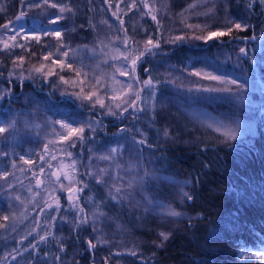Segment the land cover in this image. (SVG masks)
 Wrapping results in <instances>:
<instances>
[{"label":"rangeland","instance_id":"374dc122","mask_svg":"<svg viewBox=\"0 0 264 264\" xmlns=\"http://www.w3.org/2000/svg\"><path fill=\"white\" fill-rule=\"evenodd\" d=\"M175 1L177 3L173 5L170 0H147L152 9L151 14L157 17V20L154 21L151 19V15L147 14L149 9L143 7L142 0H135L137 8L128 7L133 0H54V2L71 6L73 13H64L63 15L67 19L62 20L59 25H51L47 21L52 16L60 15L57 9H52L47 5L40 9L24 7L25 4L35 3L37 0H0V41H7L9 45L13 46L5 50L3 43L0 42V95L8 93L10 85L15 86L24 77L32 76L34 82L47 81L55 95H65L62 94V91L80 93L81 89H83L81 95H87L95 90L98 96L104 99L106 107L123 104L131 95L126 85L132 84V92H135L144 84L142 81L139 84L132 79L134 73L131 68H129L128 76H121L115 72V67L123 64L124 61L111 59L113 48H120L124 52L128 51L115 37L119 36L121 40L125 38V35L132 37L129 44L133 47H143V43L137 45L135 42H145L149 38L154 42L158 41L161 45L183 42L204 43L205 40L194 37L206 35L209 30H215L217 27L223 28L228 20L251 27L249 17L244 13L233 14L229 11L220 13L217 10L218 4H224L225 0ZM230 2L234 3V1ZM209 8L212 9L210 13H208ZM22 11L27 14L22 20L17 21L16 17ZM121 20L124 22L123 25L120 24ZM104 21H107V24ZM13 24L18 29L23 25L22 32L26 34L33 32L40 34L53 28L62 29L64 42L72 49L69 52V59L71 60L73 52L77 53L73 65L74 69L80 70L81 75L77 76L75 71L66 67L61 70L58 65L52 64L51 60L42 59L43 55L49 51L53 52L52 59L56 58V48L59 44L54 37L45 36L37 42L32 40L31 36L25 41L22 36L17 35L16 41L10 40L9 37L15 35L10 30ZM189 24L201 27L188 28ZM5 25L10 27L5 28ZM125 28L127 29L126 34L122 30ZM118 29L121 30L117 31ZM235 31L239 30L233 32ZM176 36H184L185 39L171 42ZM101 41L109 46L104 47L100 43ZM16 44H23L25 47H15ZM94 48L95 51H93ZM101 48H103V52L100 51ZM64 50L66 49H61V51ZM159 50L162 52L161 48ZM106 53L107 55H105ZM213 53V58L190 60L185 62L186 64L176 63L164 55L156 59L154 67L146 74L145 79L153 80L155 95L150 96L149 89L143 88L142 100L137 104L144 111L132 113V110L129 109L131 115L124 113L121 117H137L136 121L138 120L140 124L135 130V134L139 138L145 140L144 134L139 131L150 130L148 128L150 120H156V124H160L158 139L163 144L174 147H189L203 142L211 144L249 143L253 140L257 132V121L262 113L264 114V107L261 104L263 93L260 90L264 85V72L261 73L262 80L258 81L256 77L241 67V62L236 58H233V61L237 67H226L225 64L229 62V58L225 57L227 53L224 50L217 49ZM262 56L259 62L264 69V54ZM19 57H23V61ZM60 58L63 59V57ZM40 65L45 66V73L51 71L57 75L48 77L35 73L33 68ZM195 72H201L202 75L191 74ZM208 73L226 80L234 79L238 84H242L243 88L238 89L232 84H222L203 78V75ZM59 75L64 76L69 84L61 83L57 79ZM112 75H115L116 80L123 84H116L111 79ZM7 80H9V86L5 83ZM53 80L56 81V84H51ZM97 80H99L98 84ZM222 87H230L235 95L196 90L197 88ZM112 88H115L117 92L112 93ZM66 95L72 100V104L59 110L52 108L47 100L31 94V92L21 93V96L13 98L14 104L10 103L6 109L0 108V126L8 125L13 120L16 121L15 132L0 135V225H6V227H0V257L6 262L13 260L9 253L16 254L12 238L6 232L7 223L21 210V203L15 197L20 196L23 201L30 200L31 203H37L40 196L46 198L49 193L52 196V192L55 194L60 189L59 183H64L66 187L69 186V180L65 179L66 173L72 177V184L76 187L79 186L78 181H83L84 177L94 181L100 179L101 182L97 184H101L108 197H110V190L116 194L114 184L121 187L122 191L119 196L122 199L114 201L125 203L128 208L137 209L141 213L140 222L142 225L139 224L142 228L149 227L152 231V241L156 244L165 240V235H169L168 223L179 224V222L190 218L189 214L177 207L186 199L184 193H187L191 184L190 180L159 167L153 154L149 150H140L137 147V142L133 140V142L127 139L92 141L87 144L85 155L73 153V156L69 158L63 150L72 152L68 148L70 141L61 140V136L67 135V130L62 129L59 124L54 122L62 121L76 127L83 121L97 119L89 112L92 108L88 101L82 102L76 96ZM111 95H116L118 98L110 99ZM239 95L243 96L242 100L236 98ZM61 103H65L63 99ZM96 109L104 113L98 104ZM101 127L102 125L97 130ZM217 127L221 128V132L215 130ZM225 128L237 129L236 140L225 142L227 138L222 135ZM105 141H108L109 144ZM113 147L120 149L115 154V159L110 161L98 159L100 155L109 154V150ZM45 148L49 150L46 153L44 152ZM45 154L49 155L45 156ZM21 156L34 160L35 163L23 164L20 160ZM41 156H43V160L40 159ZM71 160H77L75 172L70 167ZM14 161L15 166H13ZM62 162L69 167H62ZM27 166H31L36 173L41 172L42 168L41 178L45 183L36 187L35 182L31 179L25 183L20 180L21 178L15 177L18 175L20 167ZM89 169L93 172V176L83 174ZM99 169H106L107 172L100 173ZM5 173H11L7 181L2 178ZM57 176L60 177V181H57ZM147 181L166 185L167 197L162 198L151 192L147 187ZM46 184L53 187L52 192H48L49 186L47 188ZM169 210L179 212L180 215L171 216L168 214ZM5 215L10 216L8 221L3 220ZM89 221L91 230L93 226L95 230L87 232L86 242L91 239L93 242L97 241L102 247L111 246L121 251H132L135 249L134 246H137V243L131 244L132 240L136 239H132L130 233L122 234L123 230L120 231L122 224L117 219L109 216L90 215ZM73 224L72 217H68L62 224V226L67 225V230L63 231V233L66 231L67 235L62 233L61 236L64 244H71L70 236ZM71 252L69 249L66 253ZM66 257L64 263L67 260ZM101 262L123 264L108 251H101L100 255L93 260V264H101Z\"/></svg>","mask_w":264,"mask_h":264},{"label":"trees","instance_id":"16d2710c","mask_svg":"<svg viewBox=\"0 0 264 264\" xmlns=\"http://www.w3.org/2000/svg\"><path fill=\"white\" fill-rule=\"evenodd\" d=\"M170 2L173 5L177 3L175 0ZM248 4L249 0H225L224 4L219 3L217 7L220 13L229 11L233 14L247 15L251 25L248 32L235 31L231 35L213 38L204 43L183 42L163 45L159 43L160 47L154 49L155 55H148L138 61L134 75L138 77L139 84L146 79L148 73L144 68L151 70L160 56H168L176 63L186 64L185 62L190 60L213 58V52L217 49L227 53L225 57L229 58V62L225 64L226 67H237L233 61V58H236L241 62V67L261 81L264 69L259 59L261 61L264 54V4H260L259 0L251 8ZM249 36H255L256 39H249ZM218 46L220 48H217ZM241 48L248 51L247 56L241 53ZM5 83L8 85L9 80ZM142 88L146 87L143 85ZM8 89L5 99L0 100V108L6 109L10 103L14 104V97L27 92L47 100L50 106L57 110L72 104V100L66 94L55 95L49 83L44 80L34 82L24 77L17 85H10ZM260 90L263 93L261 104L264 107V85ZM140 95L142 97V93ZM62 99L65 103H61ZM89 112L94 118L102 121V127L94 133L86 131L85 140L70 149L72 153L85 155L86 146L92 141L127 139L137 142L140 150H149L153 154L159 167L190 180L187 193L192 199L186 198L177 205L179 209L189 214L190 218L179 224L168 223L167 239L156 244L152 241V231L149 227L143 229L140 226L141 213L137 209L128 208L125 203L110 199L101 184L98 185L96 181L84 177L86 186L83 191L74 193V196H79L74 203L83 207L84 213H80L67 201L65 191L59 189L54 194L53 187L46 184L52 196L50 193L46 198L40 196L37 203L24 201L21 210L7 223L6 232L12 238L16 258L6 262L0 257V264H93V260L101 251H108L123 264H264V261L251 256V253L259 254L264 251L263 113L257 121V132L249 143L203 142L189 147H174L165 145L158 139L160 124H156V120H150L148 127L150 130L139 131L144 134L143 140L135 134L140 124L136 118H116L105 115L99 109H90ZM121 128L126 131L121 132ZM89 135L95 139H88ZM141 140L144 143H139ZM108 141L105 143L109 144ZM47 151L49 150L44 149L45 153ZM15 177L21 178L20 180L25 183L31 179L36 187L45 183L41 178V172L36 173L31 166L20 167ZM12 180L14 181V178ZM37 180L40 181L39 186ZM79 187L80 184L77 188ZM147 187L156 195L167 197L166 185L147 181ZM57 200L59 208L56 206ZM49 203L53 205L52 209H48ZM41 209L44 210L43 214ZM100 211L104 213L103 216L117 219L122 224L120 228V231L123 230L122 234L128 232L132 239H136L131 243L132 245L137 243L134 250L121 251L111 246L102 247L97 241L93 242L88 238L96 244L95 248L89 247L88 241L85 240L87 232L93 231L89 217L94 213L95 217H103L99 215ZM53 215L56 217L55 223L50 226L49 218ZM85 215L87 223L77 226L76 218L78 216L83 218ZM68 217L73 218L74 224L70 236L71 244L67 245L62 242L61 236L67 235L66 231L63 233L64 229L67 230V225L62 224ZM29 232H32V235H28ZM46 233L51 235L46 241L38 243L40 236ZM25 236L27 239H24ZM31 244H36L38 250L26 251L25 247L30 249ZM69 249L72 252L66 253ZM64 256H67L65 263Z\"/></svg>","mask_w":264,"mask_h":264},{"label":"snow or ice","instance_id":"6c2138e0","mask_svg":"<svg viewBox=\"0 0 264 264\" xmlns=\"http://www.w3.org/2000/svg\"><path fill=\"white\" fill-rule=\"evenodd\" d=\"M142 2H143V7L149 9V12L147 14L151 15V19L156 21L157 17H156V15H152L151 14L152 9L148 5L147 0H142ZM255 3H257V0H249L248 6L251 8L252 5L255 4ZM259 3L260 4H264V0H259ZM45 5H47L48 7L52 8V9H57L58 12L60 13V15L52 16V17H50L48 19L47 23L51 24V25H59L62 20L67 19V17L63 15L64 13H73V8L71 6H68V5L59 3V2H54V0H37V2H35V3L25 4L24 7L28 8V9H31V8L40 9V8H43ZM128 7L129 8H137V4L135 3V0H133V2L128 5ZM211 11H212V9L209 8L208 9V13H210ZM26 14L27 13L25 11H22L20 13V15H18L16 17V20L17 21L22 20L24 18V16H26ZM204 14H207V13H204ZM113 15H115V13H113ZM117 19H119V18L117 17ZM104 23L107 24V21H104ZM123 23L124 22L121 20L120 24L123 25ZM157 23L159 24V21H157ZM4 27L5 28H9L10 26L9 25H5ZM81 27H83V25H81ZM109 27H111V26L109 25ZM187 27L188 28H193V27L200 28L201 26L200 25H191V24H189V25H187ZM23 28H24L23 25H21V28H19V29L16 28L14 24L11 25L10 30L13 33H15V35L10 36L9 39L12 40V41H16L17 35H20V36H22V38L25 41H27L29 39V37L31 36L32 40H35V41L39 42L45 36L54 37L56 39V41L58 42V44H59V46L56 48V58L52 59L53 52L49 51L45 55H43L42 59L45 60V61L51 60V63L54 64V65H58L61 70H63L66 67L69 70L75 71L77 76L81 75L80 70L79 69H74V65H73V61L76 60L77 53L73 52L71 60L69 59V52H71L72 49H71L70 45H67L64 42L63 30L62 29L53 28L51 30H46V31H44L43 33H40V34H37L35 32L30 33V34H26L25 32H22ZM120 30L121 29H118L117 31H120ZM122 30H123V32L125 34L127 33V29L126 28L122 29ZM234 30L248 32L250 30V28H249V26H246V25H244L242 23H238V22H234V21L228 20L225 27H223V28L217 27L215 30H209L206 35H197L194 38L208 41V40L213 39V37H224L226 35H231V33ZM248 38L249 39H256L255 36H249ZM115 39L116 40H120L121 44L123 45V47L128 49V51H126V52L121 51L120 48H113V50H112L113 54L111 56V59L113 61L120 60V59H122L124 61L123 64L115 67V72L119 73V75H121V76H128L129 75V68H131V71L134 73L135 70H136V66L138 64V61H141L144 57H146L148 55H155L154 49H158L160 47L159 42L158 41L154 42L153 39H151V38L147 39L145 42H135L137 45L143 43V47H133V46H131L129 44V41L132 40L133 38L132 37H127L126 35H125V38L123 40H121V38L119 36L115 37ZM184 39H185L184 36H176V37L173 38V40L171 42L183 41ZM0 42L3 43V48L5 50H8V49H10V47H13V46L9 45V43H7V41H0ZM100 43L104 47H108L109 46L107 44H104V41H101ZM14 46L15 47H20V48H24L25 47V45H23V44H16ZM54 47H56V46H54ZM61 49H66V50L61 51ZM93 51H95V48L93 49ZM100 51L103 52V48H101ZM240 51H241V53L243 55H245V56L248 55V51L246 49L241 48ZM105 55H107V53ZM60 57H63V59H61ZM130 57H131V59H130ZM19 59L21 61H23V57H19ZM14 63H15V61H14ZM97 67H98V65H97ZM44 69H45V66L44 65H40L39 67H34L33 71L35 73L39 74V75H44V76H48V77L57 75L55 72H51V71L45 73ZM144 71L150 72L151 70L145 67ZM191 74L192 75H196V76H201L202 75L201 72H195V73H191ZM203 78L211 80V81H217V82L222 83V84H232V85H235L238 89H242L243 88V85L242 84H238L237 81L234 80V79L233 80H226V79H224V78H222L220 76L212 75L211 73L203 75ZM26 79H34V77L29 76V77H26ZM57 79L61 83L65 84V85L69 84V81L66 80L64 78V76H62V75L57 76ZM111 79L116 84H123V82H121L119 80H116L115 75H112ZM132 79L134 81L139 82L138 81V77H136L135 75L132 76ZM172 82L174 83V81H172ZM96 83L98 84L99 80H97ZM142 83L144 84V86L146 88L149 89V95L150 96H154L155 95V92H154L155 85L153 83V80L151 78H149L147 80H144ZM51 84H56V81L55 80L51 81ZM126 87H127L128 92H131V95L128 97V99L125 100L123 102V104H116L114 106H107V107L105 105L104 99L100 98L95 90L89 92L87 95H81V93L83 92V89H81L80 93H76V92L67 93L66 91H62V94H68V95L76 96V98L80 99L82 102L83 101H88L89 104H90V107L92 109H95L96 105L98 104L99 107L104 110V114L105 115L113 116V117H116V118H121V117H123L124 113H129V109L132 110V113L143 112L144 111V109L142 107H139V105L137 104L138 101L142 100V97H141L140 93L143 92L144 89L143 88H139L135 92H132V88H133L132 84H128V85H126ZM196 90L197 91L204 90V91H208V92H222V93H228L229 95H235L232 92V89L230 87L207 88V89L197 88ZM111 92L112 93H116L117 90L115 88H112ZM124 94L127 95V93H124ZM106 95H107V93H106ZM6 96H7L6 92L4 94L0 95V100L5 99ZM94 97H96V99H94ZM109 98L114 100V99H117L118 97L116 95H111ZM236 98L239 99V100H242L243 96L239 95V96H236ZM129 114L131 115V113H129ZM133 118L135 119L137 117L133 116ZM54 123L59 124L62 129H66L67 130V135L61 136V140L62 141H70V143L68 144V148L71 149V148H75L76 147L77 141L83 142L85 140L86 131L88 133L96 132L97 128H99L101 126L102 121L99 120V119H97L95 121L86 120V121L81 122L76 127H72V126H70V124L64 123L62 121H55ZM26 124H27V122H26ZM15 125H16V121L13 120L8 125L0 126V135L5 134V133L12 134L13 132H15L16 131ZM209 127H212V126L209 125ZM215 130L217 132H221V128L220 127H217ZM120 131L124 132L126 130L121 128ZM236 132H237L236 128H225V130L222 132V135L227 138L225 142L236 140ZM165 135H167V133H165ZM87 138L88 139H95V137L91 136V135H89ZM139 143H144V141L141 140V141H139ZM45 150H47V149L45 148ZM119 150H120L119 147H113V148H111L109 150V154L100 155L98 157V159L101 160V161L113 160V159L116 158L115 154ZM63 151L66 152V155L69 158H71L73 156V153L71 151L66 150V149L63 150ZM4 155H7V153H4ZM40 159L43 160V156H41ZM52 159H55V157H52ZM20 160H21V162L23 164L30 165V164H34L35 163L34 160L25 159L23 156L20 157ZM89 163H91V161H89ZM76 164H77V160H71L70 167L74 170V172L76 171ZM13 166H15V161L13 162ZM61 166L62 167H69V165H64L63 162L61 163ZM48 167H51V165H48ZM20 171H23V169H20ZM40 171L43 172V169L41 168ZM99 172L100 173H106L107 170L106 169H99ZM83 174H86L88 176H93V172L91 171V169L87 170ZM9 175H11V173H5V174L2 175V178L5 181H7ZM56 179H57V181H60V177L59 176H57ZM65 179L69 180V186L66 187L64 185V183L61 182V183H59V188L67 193V201L70 204H72L73 207L77 208L80 213H84V211H85L84 208L79 206L78 204L74 203V200H78L79 199V196L78 195L74 196V193H77L78 191L79 192L83 191L84 186H86L84 184V181H82V180L78 181V183L80 184V187L77 188L74 184H72V177L68 176L67 173L65 174ZM96 182L100 183L101 180L97 179ZM39 184H40V181L37 180V186H39ZM113 187L115 189V193L116 194H113L111 192V190H110L109 191V196L111 197L112 200L119 201L120 199H122V197L119 196V194L122 191V188L115 186V184L113 185ZM129 187H131V184H129ZM37 195H39V193H37ZM184 196L188 200L192 199V197L190 195H188V193H186V192L184 193ZM15 199L17 201H20L21 204L24 203V201L21 199L20 196H16ZM56 206H57V208L60 207L58 200H57V205ZM52 207H53V205L51 203H49L48 204V209H52ZM43 211L44 210L41 209V214H43ZM168 214L171 215V216H179L180 215L179 212H176V211H173V210H169ZM94 215H96V213H94ZM99 215L103 216L104 213L102 211H100ZM9 219H10L9 215L3 216V220L4 221H8ZM55 219H56L55 215H53V216H51L49 218L50 226H52L55 223ZM83 223H87V216L85 215L83 218L78 216L76 218L75 224L77 226H79V225H81ZM0 227H6V225H0ZM93 230H95L94 226H93ZM28 235H32V232H29ZM49 235H51V233H46V234L40 236V238L38 240V243L46 241L48 239ZM164 238L167 239V236L165 235ZM24 239H27V236H25ZM22 242L23 241H21V243ZM88 245H89L90 248H95L96 247V244H94L91 240L88 241ZM25 250L26 251H29V250L35 251V250H38V249H37V245L36 244H31V248L29 249L28 247H25ZM9 255H12L13 259L16 258L15 255H13L12 253H9ZM251 256L257 257L259 260L264 261V251L260 252L259 254L251 253ZM57 259H59V257H57Z\"/></svg>","mask_w":264,"mask_h":264}]
</instances>
